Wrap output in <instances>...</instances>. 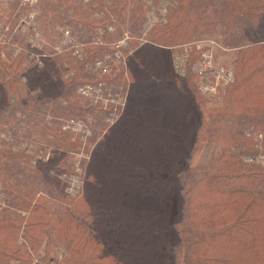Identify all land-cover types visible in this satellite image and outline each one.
Returning <instances> with one entry per match:
<instances>
[{"label": "trees", "instance_id": "trees-1", "mask_svg": "<svg viewBox=\"0 0 264 264\" xmlns=\"http://www.w3.org/2000/svg\"><path fill=\"white\" fill-rule=\"evenodd\" d=\"M20 5L36 22L23 35L50 44L0 43V264H264V166L243 160L264 153V0ZM61 29L74 43L57 51ZM209 36L234 73L212 98L194 85L198 52L180 75L169 51ZM88 83L111 95L123 85L112 123L111 102L78 94ZM63 119L85 126L76 134ZM94 141L82 165L71 161Z\"/></svg>", "mask_w": 264, "mask_h": 264}, {"label": "rangeland", "instance_id": "rangeland-1", "mask_svg": "<svg viewBox=\"0 0 264 264\" xmlns=\"http://www.w3.org/2000/svg\"><path fill=\"white\" fill-rule=\"evenodd\" d=\"M5 1V0H4ZM8 1L9 3V7L8 8H5V9H2L0 8V25L3 26L4 28V36L1 35L0 36V43H4L5 41H15L13 38H12V35L13 34H16V36H20V38H22V41H25L28 43V41L32 38V37H37L38 39L42 38V43L43 45H45V43H47V46L50 44L49 43V40H46L45 39V36L44 35H41L40 32L36 29V32L33 33V35L27 40V36H24L23 33L25 32L26 30V27L30 24V23H33L34 20V12H31L30 13V10H27L26 8H23L21 7L20 5V2L21 0H6ZM22 1H27V0H22ZM32 2L35 1V0H31ZM89 1V0H88ZM16 3V5H15ZM95 5V4H94ZM92 5V6H94ZM31 10H35V9H31ZM29 17V19H27ZM94 17H96L95 19L97 20V15L94 14ZM36 22L33 23V26H35ZM36 27V26H35ZM1 28V26H0ZM98 28V27H97ZM95 28V29H97ZM151 28V27H150ZM148 28V29H150ZM148 29H146L145 31H147ZM63 30V31H62ZM23 31V32H22ZM68 31V33H67ZM61 32H62V36H61V39L59 41H57L56 43H54L53 47L59 51L58 49V45H61L64 41V39H66L67 37H71L73 39V36L71 35V32L69 30H64V29H61ZM128 32V31H127ZM67 34V35H66ZM31 35V34H30ZM204 39H208V40H204ZM207 41V42H205ZM18 41H15V43H17ZM80 42H83L82 40ZM74 43V41H73ZM31 44L35 47H37L38 49H41L42 45H38V44H33V42H31ZM67 44H65L66 46ZM188 45L187 46V49H189V51H191V53L193 54L194 56V51H197L198 52V55H197V59L195 60H191L192 62H189L190 64V70L191 72L194 74V85L195 87L198 89L197 87V83H198V76H197V73L194 72L193 68H192V64L195 63L198 58L201 56V54L203 52H210L212 54V59H211V64L214 68H217V67H222L224 69L227 70V72H231L233 78H234V73H233V65H232V62H233V57H232V52L229 51V49H226L225 47H223L217 40H215L213 37H207V38H203V39H197V40H193L191 41L190 43L188 42ZM171 47V46H170ZM43 48V47H42ZM51 48V47H50ZM52 50V48H51ZM167 50V49H166ZM47 49L44 48L43 49V52L45 54H47ZM171 52L170 54V57H171V63H172V67L177 71V73H181L180 75L184 74L185 71H186V63L187 61H190L187 60L185 62V65L182 67V68H179L176 67L175 63L182 57L183 53L185 52L184 49H181L180 47H175L172 48L171 50H169ZM188 52V51H187ZM190 54V53H189ZM192 58V56H191ZM120 65L122 66L123 64L122 63H118V62H114L112 63V67L113 69L115 70V72L113 74H111L110 76L113 78V76L115 77L118 70H119V67ZM210 79L213 80V77L210 75L209 76ZM232 78V80H233ZM101 82L104 83V80H102ZM115 81H108V86L110 88H112L114 85ZM89 84V83H88ZM99 84V83H97ZM82 86V85H81ZM116 89H118V93L116 94H112V95H109L110 96V102L114 104L113 101H111L112 99H114L115 103H116V106H117V103H118V98H123L124 101L126 99V101L128 100L127 97H128V94L126 93L125 89L123 88V85L121 84H118L115 86ZM221 88V87H220ZM199 91V89H198ZM219 90L217 89L216 93L215 94H212V95H204L202 94L200 91V94L203 95L204 97L206 98H212V97H215L217 95V92ZM119 96V97H118ZM102 109H105V107H102ZM107 109L108 106H107ZM113 109V108H112ZM110 109V111L112 110ZM116 109V107H115ZM122 109V105L119 106V110ZM109 116V112L106 113V117ZM62 126L65 128V129H70L71 131L70 132H74L76 134H79L82 130V128L85 126V124L83 123H74L72 120H67V119H63L62 120ZM258 137H261V133L257 134V138ZM96 145V141L94 142H83L82 145L78 148H76L75 150H72L70 151L71 154L74 155V158L72 156H70V159L71 161L74 160V163H78L80 162L81 165L87 160V153L88 151H91L92 148ZM43 145H40L38 147V149H40V147H42ZM89 149V150H87ZM50 150V149H48ZM68 150V149H66ZM262 153V152H260ZM259 153H256V154H253V155H247V156H251V157H258L259 155H257ZM254 155H257V156H254ZM52 156L51 152H50V157ZM246 157V156H245ZM245 157H243V160L244 162L245 161ZM249 163H254V164H260L262 166H264V164L260 161H250ZM79 174V173H78ZM164 250L165 247H164ZM165 251L162 252L161 256L166 253H164ZM50 262V261H49ZM48 262V264H49ZM53 261L50 262V264L52 263ZM44 263V262H43ZM55 263V262H53Z\"/></svg>", "mask_w": 264, "mask_h": 264}, {"label": "built area", "instance_id": "built-area-1", "mask_svg": "<svg viewBox=\"0 0 264 264\" xmlns=\"http://www.w3.org/2000/svg\"><path fill=\"white\" fill-rule=\"evenodd\" d=\"M31 42H33V44H37L36 41L34 40ZM70 42L73 43L71 37H67L66 39H64L63 43L61 45H58L57 47L59 49L60 47L65 46V44L68 45ZM127 42H128V35L125 33L123 38L113 43V48L115 51L114 53L115 58H121L120 49L124 48L127 45ZM183 49L185 52L183 53L182 57L175 63L178 69L182 68L185 65L186 60L190 58L189 50L187 49V47H184ZM73 53L77 55L79 58H83L84 56L82 51L80 50V45H74ZM104 58L107 59L108 56L106 55ZM105 59L96 60L95 67L96 68L105 67L106 66L104 63ZM211 59H212V54L210 52L208 51L203 52L201 56L198 58V60L192 64V68L194 72L197 73V76H198L197 87L199 91L204 95L215 94L217 89L219 90L221 86L227 85L230 81H232V78H233L231 72H227L226 69L222 67L214 68L211 64ZM210 75L213 77V80L209 78ZM77 92L82 97L88 98L91 102H102L103 104H107L108 102H110L109 95H111V93L104 92L103 89L101 88V84H98L96 86L91 85V84H85V85L78 87ZM111 101H113L115 105H113L112 107L113 109L111 111L109 110V116L106 117L107 123L113 122L114 118L117 116L119 106L121 105L123 106L124 104L123 98H118L117 106H116L114 99H112ZM257 155L259 156L258 157L246 156L245 161L246 162L260 161L264 164V153H259ZM257 155H254V156H257ZM76 184H77V176L71 177L68 190L73 191L74 186Z\"/></svg>", "mask_w": 264, "mask_h": 264}]
</instances>
